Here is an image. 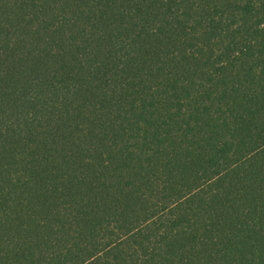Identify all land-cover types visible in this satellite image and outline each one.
<instances>
[{
  "label": "trees",
  "instance_id": "obj_1",
  "mask_svg": "<svg viewBox=\"0 0 264 264\" xmlns=\"http://www.w3.org/2000/svg\"><path fill=\"white\" fill-rule=\"evenodd\" d=\"M0 264H264V0H0Z\"/></svg>",
  "mask_w": 264,
  "mask_h": 264
}]
</instances>
